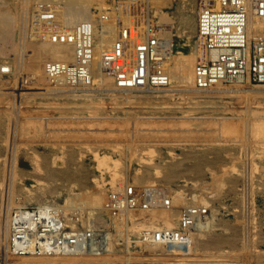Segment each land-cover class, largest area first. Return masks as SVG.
<instances>
[{
    "label": "rangeland",
    "instance_id": "374dc122",
    "mask_svg": "<svg viewBox=\"0 0 264 264\" xmlns=\"http://www.w3.org/2000/svg\"><path fill=\"white\" fill-rule=\"evenodd\" d=\"M140 3L136 8L132 0H87L93 20L66 26L59 20L65 7L50 4L46 11L33 0H0V21L5 16L9 22L0 24L14 28L0 27L6 46L0 49V264H264V79L253 70L264 32L244 37L233 51L239 68L210 87H198L195 72L203 52L180 13L188 11L197 23L198 0ZM212 6L208 0L203 8ZM110 11L132 16L122 34L128 45L129 25L135 34L143 32L133 39L137 50L163 45L153 51L162 53L150 60L147 86L124 93L115 71L96 70L112 75L102 84L87 64L102 46L95 32L100 20L111 19ZM62 32L73 35L68 57L55 52L52 37ZM181 55H196L187 77L174 65ZM166 66L168 75H160ZM157 71L162 81L155 80ZM21 211L27 214L15 221ZM117 222L133 229L117 236ZM168 229L178 241L166 237L164 248L182 247L187 235L200 245L192 254L145 251L143 242L153 240V231Z\"/></svg>",
    "mask_w": 264,
    "mask_h": 264
},
{
    "label": "bare ground",
    "instance_id": "6f19581e",
    "mask_svg": "<svg viewBox=\"0 0 264 264\" xmlns=\"http://www.w3.org/2000/svg\"><path fill=\"white\" fill-rule=\"evenodd\" d=\"M86 1L87 0H33V2L35 3V4H37L38 5V7H44L45 9H46V11H47V6L48 5H54V4H56V5H58L59 6V8L61 7H65L64 8V10L66 11V14H65V16L64 17H62V18H60L59 20L60 21H62L63 22V24L65 23L66 24V26L67 25H69V24H73V23H75V22H77V21H84V20H86V21H88L87 19H89V18H91L90 17V15L88 14V13H86L87 11H86ZM132 1H134V6L136 5V4H138V3H140L142 0H132ZM200 1V2H199ZM203 1V3L204 4H201V2ZM206 1H208V0H198V8L196 9L197 11V14H198V18H197V23H196V21L194 20V17L192 16H189V12L188 11H182V12H180V11H178V12H180L181 13V16H182V20H184L185 21V26L187 27V28H190L191 27V29H193V32H195V35L197 36V41H198V43L200 44V47H201V49H200V51H199V53H201V52H203V55L201 56V58H200V60L203 58V56H204V59H202V60H206V58H210V59H214V58H216V56L214 55V53H209L208 54V51L206 50V48H207V46H206V41H205V38L201 35V31H200V29H201V27H200V22L202 23V22H204L205 20H206V17H205V9L203 8L204 6H205V2ZM222 0H213V6L215 7L214 9L215 10H219V8L217 7L219 4H220V2H221ZM256 2H257V0H243V2L241 1V0H231V1H228V3H226L225 4V6L226 7H231V6H236L238 3H240V8H242L243 10H241V11H239L238 13H237V15H233V16H230L229 15V17H233V18H228V19H226V21L225 22H223L222 23V30L223 31H238V32H240V31H242L243 30V32L244 33H246L245 34V38L247 39V37H248V39H252L251 37H254V36H258V33H260V34H262V30H263V32H264V6L262 7V8H258L257 7V9H256ZM109 3H110V1L107 3V5H109ZM133 3V2H132ZM258 3H261L262 5H264V2H263V0L262 1H260V0H258ZM141 4V3H140ZM236 4V5H235ZM40 5V6H39ZM56 5H54V6H56ZM106 5V3L105 4H103V6H105ZM106 5V6H107ZM206 5H208V3L206 4ZM212 6V7H213ZM8 7V6H7ZM53 7V6H52ZM136 7V6H135ZM138 7V6H137ZM136 7V8H137ZM142 7V5L140 6V8ZM158 7V6H157ZM14 8H15V6H14ZM222 8V7H221ZM20 9V8H19ZM51 9V8H50ZM105 9H108V8H105ZM113 9V8H112ZM207 9V8H206ZM14 10V9H13ZM43 10V9H42ZM140 10V9H139ZM141 10H142V8H141ZM15 11H16V8H15ZM137 11V10H136ZM7 12V11H6ZM43 12H45V11H43ZM110 12H112V17H111V19L109 20V21H102V20H100V30H98V31H96L95 32V35L97 36V39L99 40V41H103V43H100L102 46H100V47H97V50L95 51V52H93L92 53V55L91 56H95V58L93 59V57L91 58L90 57V60L88 61V63L87 64H89V62L91 63V67H92V70H94V73H96L97 74V77H96V79L99 77L100 79H99V81H100V83L102 82V84H106L105 82H107L108 81V79L112 76H110V74H108L107 72L106 73H102V74H99L98 72H96V70H99L100 72H101V70H104V71H109L110 69H108L109 67L106 65V63H105V60H107V58H108V56H109V53H111L112 51H114L115 50V48H116V46H114L115 45V42H113V40L114 39H116V40H118V42H120L121 44H122V47H118V48H120V50H122V54H121V59L119 60V62H120V64H121V66H122V70H123V72H124V75H125V80H124V82H125V84L126 83H130V84H134V87L137 89V86L136 85H140V86H147L146 85V80L148 79H146V77H144V68L141 70L140 69V60H139V58H140V56L141 55H143V56H146V59H147V64H146V67H147V69H146V76H148V75H150L151 73H150V65H149V63H150V60H152L153 61V59H155V60H158V58H159V56L161 55V53L162 52H160V55L158 54L159 52H157V53H154L153 51H156L157 49L158 50H163V45H161V43H156V46L153 44V45H151L150 44V46H148L146 43V47H149V48H151V47H154V48H156V50H154L153 48L151 49V50H147L146 48H145V46L143 47V44H141V42H139V44L140 45H142V47L143 48H141V47H139L138 48V50H137V46H135L133 43L136 41V40H138V38L140 37V38H142V37H144L143 35H141L143 32H141V33H137V34H135L134 32H133V28L132 29H130L129 28V26H128V35L126 36L125 35V38H127L128 40H129V45L127 44V41L125 42L124 41V37L122 36V34L124 33V30L126 29L125 28V26L127 27V25L128 24H131L132 23V16H129V17H126V16H124V15H122V16H119V13L118 12H114V11H110ZM5 13V12H4ZM4 13L2 14V15H4ZM37 13V12H36ZM42 13V12H41ZM125 13H127V11L125 12ZM157 13V12H156ZM260 13H262V15H260ZM14 14H16L15 12H14ZM122 14V13H121ZM132 14V13H131ZM130 14V15H131ZM140 14V13H139ZM158 14V13H157ZM1 15V16H2ZM10 15V14H9ZM36 15V14H35ZM46 15V14H45ZM137 15V14H136ZM140 15H143V14H140ZM159 15V14H158ZM162 15V14H161ZM160 15V16H161ZM191 15H192V13H191ZM196 15V14H195ZM245 15V16H244ZM41 16V15H40ZM243 17V20L242 19H240V17ZM3 17V16H2ZM9 17V16H8ZM7 17V18H8ZM13 17V16H12ZM11 17V18H12ZM143 17V16H142ZM16 18V17H15ZM93 18V17H92ZM91 18V19H92ZM95 18V17H94ZM131 18V19H130ZM144 18V17H143ZM162 18L164 19V16L162 15ZM167 18V17H166ZM165 18V19H166ZM193 18V21H190L191 19ZM4 19H6L5 18V16H4ZM4 19L2 20V21H0V22H3L4 21ZM41 19V18H40ZM160 19V20H159ZM158 20L160 21V22H162L161 21V17L159 18ZM162 19V20H163ZM164 19V20H165ZM7 20V19H6ZM90 20V19H89ZM93 20V19H92ZM169 20V22H170V19L168 18L167 19V21ZM13 21V19L11 20V22ZM41 21V20H40ZM55 21V20H54ZM239 21V22H238ZM4 22H6V21H4ZM7 22H8V20H7ZM6 22V23H7ZM57 22H59V21H57ZM135 22V21H134ZM237 22V23H236ZM9 23V22H8ZM7 23V24H8ZM15 23V22H14ZM40 23H42V22H40ZM46 23V22H45ZM94 23H96L95 21H94ZM164 22H162V24H163ZM3 24V23H2ZM2 24H0V27H1V25ZM10 24H12V23H10ZM9 24V25H10ZM64 24V25H65ZM135 24V23H134ZM161 24V25H162ZM166 23H164V25H165ZM3 25H5V23L3 24ZM2 25V26H3ZM9 25H7V26H9ZM16 25V24H15ZM52 25V24H51ZM54 25H55V23H54ZM59 25V24H58ZM62 25V24H61ZM95 25V24H94ZM94 25H92V26H94ZM140 25V24H139ZM13 26V25H12ZM40 26V25H39ZM48 26V25H47ZM74 26V25H73ZM132 26V25H131ZM141 26H143V25H141ZM151 26V25H150ZM167 26H168V23H167ZM169 26H170V24H169ZM6 27V26H5ZM4 26H3V29L2 30H4V28H5ZM42 27V26H41ZM59 27H60V25H59ZM134 27H135V25H134ZM144 27V26H143ZM44 28V27H43ZM45 28H47L46 26H45ZM49 28V27H48ZM62 28V27H61ZM139 28H141V27H139ZM145 28V27H144ZM161 28V27H160ZM170 29V27H164V29H167V30H169ZM1 29V28H0ZM6 29V28H5ZM12 29H14V28H12ZM11 28L10 29H6V30H12ZM57 29V28H56ZM59 29V28H58ZM136 29H138L137 27H136ZM155 29H157V28H155ZM159 29V28H158ZM162 29V28H161ZM1 30V31H2ZM69 30V29H68ZM67 30V31H68ZM73 29H71V31H72ZM139 30V29H138ZM143 29H141V31H142ZM145 30V29H144ZM143 30V31H144ZM163 30V29H162ZM13 31V30H12ZM43 31H45L44 29H43ZM57 31V30H56ZM55 31V32H56ZM61 31H62V29H61ZM70 31V32H71ZM126 31H127V29H126ZM151 31V30H150ZM155 31V30H154ZM158 31V30H157ZM156 31V32H157ZM165 31V30H164ZM8 32H10V31H8ZM59 32V31H58ZM64 32H65V29H64ZM156 32H154V33H156ZM5 33V31H3V33L2 34H4ZM53 33V32H52ZM63 33V32H62ZM69 33V32H68ZM126 33V32H125ZM145 33V32H144ZM148 33V32H147ZM146 33V34H147ZM151 33V32H150ZM0 34H1V32H0ZM5 34H7V32L5 33ZM4 34V36H6ZM149 34V33H148ZM151 34H153V32L151 33ZM264 34V33H263ZM54 35V34H53ZM53 35H50V37L51 36H53ZM63 35L64 36H66L67 38L65 39L66 41H64V40H62V41H64V42H62L61 41V38H57V36H54V37H52L53 39H54V42H55V44L54 45H56V47H55V52L57 53V51L59 52L58 53V55H60V57L62 56V55H64L65 57L67 56L68 57V55L70 54V52L68 53L67 51L69 50L68 48L70 47V43L73 41L72 40V38H73V35L72 34H65V33H63ZM72 35V36H71ZM150 35V34H149ZM0 36H2V35H0ZM159 36V35H158ZM48 37V36H47ZM147 37V36H146ZM215 37H217L216 39H220V40H222V37L223 36H221V37H219V36H215ZM1 39H3V38H1L0 37V40ZM53 39H51V40H53ZM133 39L135 40V41H133ZM144 39V38H143ZM126 40V39H125ZM215 40V39H214ZM259 40V39H258ZM2 41V40H1ZM1 41H0V46H1V44L3 43H1ZM249 41V40H248ZM45 42H48V40L46 41L45 40ZM113 42V43H112ZM145 42H146V40H145ZM165 42V41H164ZM242 41H240V43H241ZM31 43V42H30ZM144 43V42H143ZM45 44V43H44ZM43 44V45H44ZM49 44V43H48ZM224 44H228L226 41H221V47L222 48H224L223 47V45ZM247 44V43H246ZM255 44H256V42H255ZM4 45V44H3ZM32 45V44H31ZM171 44H169L168 45V47L170 46ZM196 45V44H195ZM194 45V46H195ZM13 46V45H12ZM248 46V45H247ZM264 40H260V41H258V43H257V45L255 46V47H258L256 50L258 51V53H262L263 51H264ZM4 47V46H3ZM8 47H9V45H8ZM14 47V46H13ZM16 47V46H15ZM30 47V46H29ZM49 48H50V46H48ZM64 47H67V48H64ZM162 49H161V48ZM199 47V48H200ZM254 47V48H255ZM2 48V46L0 47V49ZM31 48V47H30ZM33 48H34V46H33ZM57 48V49H56ZM64 48V49H63ZM2 49H5L6 50V46L4 47V48H2ZM1 49V50H2ZM7 49H9L10 50V47L9 48H7ZM53 49H54V47H53ZM198 49V48H197ZM225 49V48H224ZM1 50H0V52H1ZM12 50V49H11ZM10 50V51H11ZM33 49H31V51H32ZM51 50H52V48H51ZM166 50V49H165ZM225 50H229V49H225ZM2 52H3V50H2ZM5 52V51H4ZM164 52V51H163ZM231 53V50H229L228 51V53ZM233 52V51H232ZM56 53H54L55 54V56H57L56 55ZM65 53H66V55H65ZM88 53V52H87ZM12 54H13V52H12ZM31 54V53H30ZM33 54V53H32ZM53 54V55H54ZM85 54V53H84ZM156 54V55H155ZM10 55H11V53H10ZM140 55V56H139ZM155 55V56H154ZM157 55H158V57H157ZM9 56V55H8ZM63 56V57H64ZM106 56V57H105ZM196 55H194V56H190V55H187V56H183V55H181L180 57H177V58H175V62H174V65H176V70H177V72H178V70H179V68L181 67L182 69H180V71H181V74H183L184 76H186V74L188 73L187 72V69L188 70H190V66L192 65V61L194 60V57H195ZM64 57V58H65ZM86 59V58H85ZM89 59V58H88ZM87 59V60H88ZM95 60V61H94ZM199 61V60H198ZM86 62V61H85ZM93 62V63H92ZM163 62V61H162ZM86 64V63H85ZM94 64H95V66H94ZM157 65H159V64H157ZM162 65H164V64H162ZM197 65H198V63H197ZM196 65V66H197ZM160 66H161V64H160ZM87 67L89 68V65H87ZM91 67L89 68V69H91ZM154 67V66H153ZM170 66H166L164 69H163V72L164 73H160V75H168V73H169V70H170V68H169ZM48 68H50V67H48ZM54 69H55V67H53ZM53 68H52V70H53ZM65 68V67H64ZM64 68H63V70H64ZM155 68V67H154ZM157 68V67H156ZM155 68V69H156ZM5 69V68H4ZM157 69H159V67L157 68ZM3 70V69H2ZM68 70H70V69H68ZM13 72H14V70H13ZM60 72V71H59ZM66 72H67V70H66ZM156 72V71H155ZM158 72V71H157ZM160 72H162V69H161V71ZM93 73V74H94ZM57 75H58V73H57ZM60 75H61V73H60ZM106 75V76H105ZM107 75L108 76H110L109 78H107ZM157 75V74H156ZM156 75H154V78H155V80L157 81V82H159L160 80L162 81V79H164V77L163 76H159V72H158V76H156ZM94 76H96V75H94ZM143 76V77H142ZM156 76V77H155ZM54 77H56V81H57V76H54ZM53 77V78H54ZM61 77L63 78V76L61 75ZM61 77H59V78H61ZM140 77H142V78H140ZM149 77V76H148ZM183 76H181V78H182ZM187 77V76H186ZM81 78V77H80ZM96 79H94L95 81H96ZM117 79V78H116ZM131 79H134V80H131ZM81 80H83L82 78L79 80V82H81ZM86 80V79H85ZM109 80H111V78L109 79ZM113 81V80H112ZM117 81V80H116ZM85 82V81H84ZM109 82V81H108ZM141 83V84H140ZM218 83H220V82H218ZM79 84H81V83H79ZM110 85V84H109ZM112 85V84H111ZM56 86H58V85H56ZM62 85H59L58 87H60V89L61 90H63L64 88H66V87H64V88H62L61 87ZM82 87L84 86V85H81ZM88 86H90V85H88ZM218 86V85H217ZM79 87H80V85H79ZM85 87V86H84ZM57 88V87H56ZM55 88V89H56ZM68 88V87H67ZM97 88V87H96ZM131 88V87H130ZM135 88H133V89H135ZM58 90H59V88H57ZM57 89H56V91H57ZM78 89V88H77ZM79 89H81V88H79ZM79 89H78V91H79ZM85 89V88H84ZM83 89V90H84ZM87 90H88V88H86ZM100 88H98V90H99ZM103 89H104V87H103ZM119 89V88H118ZM123 89V92H124V88H122ZM121 89V90H122ZM126 89V88H125ZM145 89H147V88H145ZM160 89V88H159ZM38 90H40V89H38ZM60 90V91H61ZM71 90V89H70ZM82 90V89H81ZM94 90V89H93ZM107 90V89H106ZM113 90V89H112ZM116 90V89H115ZM148 90V89H147ZM154 90V89H153ZM162 90V89H161ZM164 90V89H163ZM199 90V89H198ZM213 90V89H212ZM36 91V90H35ZM55 91V92H56ZM66 91V90H65ZM75 91V90H74ZM95 91V90H94ZM110 91V90H109ZM117 91V90H116ZM126 91H127V89H126ZM129 91V90H128ZM131 91V90H130ZM141 91V90H140ZM156 91H157V89H156ZM199 91H202V90H199ZM256 91V90H255ZM32 92H34V91H32ZM39 92V91H38ZM50 92V91H49ZM70 92V91H69ZM73 92V91H72ZM89 92V91H88ZM91 92V91H90ZM111 92V91H110ZM252 92V91H251ZM57 93V92H56ZM63 93V92H62ZM83 93H84V91H83ZM125 93V92H124ZM242 93V92H241ZM255 92H253V94H254ZM58 94V93H57ZM33 95V94H32ZM62 95H64V93L62 94ZM114 95V94H113ZM128 95V94H127ZM131 95V94H130ZM74 96V95H73ZM76 96V95H75ZM124 96V95H123ZM134 96V95H133ZM65 97H66V95H65ZM82 97V96H81ZM126 97V96H125ZM76 98V97H75ZM85 98V97H84ZM123 98V97H122ZM127 98V97H126ZM114 174H116L115 172H114ZM113 174V175H114ZM117 175V174H116ZM115 175V176H116ZM114 176V177H115ZM117 177V176H116ZM100 178H102L101 176H100ZM110 179H113V178H110ZM124 180V179H123ZM126 183V182H125ZM109 184H111L112 185V183H110L109 182ZM110 185V186H111ZM115 187V186H114ZM116 189V188H115ZM111 191H113V190H111ZM113 192H115V191H113ZM112 192V193H113ZM118 192V194L119 193H123V191H117ZM125 192V191H124ZM165 192V191H164ZM102 193V192H101ZM103 193H104V191H103ZM102 193V194H103ZM116 193V192H115ZM126 193V192H125ZM125 193H123V194H125ZM156 193V192H155ZM117 194V193H116ZM117 194V195H118ZM101 195V194H100ZM107 195V194H106ZM102 197V196H101ZM100 197V198H101ZM116 197V196H115ZM104 198V197H103ZM110 198V197H109ZM108 198V199H109ZM111 199V198H110ZM114 199V198H113ZM118 199H120V196H119V198ZM146 199H149V198H147L146 197ZM151 200V199H150ZM147 202H149V201H147ZM147 202H145V203H147ZM148 204V206H149V203H147ZM152 204V203H151ZM10 205V204H9ZM96 206V205H95ZM97 207V206H96ZM9 208V207H8ZM170 208H172V207H170ZM47 210H49V208H46ZM43 210H45L44 208H43ZM47 210H45V211H47ZM51 210V209H50ZM53 210V209H52ZM117 210V209H116ZM120 210V212H122L121 210L122 209H119ZM9 211V210H8ZM127 212L129 211V210H126ZM125 211V215H126V212ZM116 212V211H115ZM119 212V213H120ZM130 212V211H129ZM39 213V212H38ZM72 213V212H71ZM118 213V212H117ZM119 213L117 214L118 216H119ZM167 213H168V211H167ZM189 214H190V211L188 212ZM187 213V215H189ZM24 214H27V213H24V212H20V214H18L17 215V218L15 219V221L18 219V217H20L21 215H24ZM131 214V213H130ZM129 214V215H130ZM170 214V213H169ZM40 215V214H39ZM124 215V214H123ZM128 215V216H129ZM135 215H137V214H135ZM181 215V214H180ZM179 215V216H180ZM120 216H121V214H120ZM119 216V217H120ZM170 216V215H169ZM6 217V216H5ZM108 217V216H107ZM115 218L117 217V216H114ZM123 217V216H122ZM131 217V216H130ZM129 217V218H130ZM189 217H190V215H189ZM199 217V216H198ZM197 217V218H198ZM7 218V217H6ZM5 218V219H6ZM135 218V217H134ZM140 218H142V217H140ZM180 219H183V218H181V216L179 217ZM118 219H120V218H118ZM171 218L170 217H166V221L168 222V220H170ZM177 219V218H176ZM192 219V218H191ZM123 220H124V218H123ZM132 220V219H131ZM130 220V221H131ZM194 220V219H193ZM121 221H122V219H121ZM125 221V220H124ZM148 222H149V220H147ZM147 221H146V223H147ZM182 221H184V219L182 220ZM192 221V220H191ZM195 221V220H194ZM5 222H6V220H5ZM111 222V221H110ZM132 222V221H131ZM133 222H134V219H133ZM151 222V221H150ZM186 222V221H185ZM205 222V221H204ZM114 223H116V222H114ZM125 223V222H124ZM123 223V224H124ZM135 223V222H134ZM134 223H132V225H135ZM142 223V222H141ZM145 223V224H146ZM154 223V222H153ZM183 223V222H182ZM193 223V222H192ZM196 223V222H195ZM199 223V222H198ZM6 224V223H5ZM12 224V223H11ZM184 224V223H183ZM197 224V223H196ZM99 225V224H98ZM193 225V224H192ZM201 226V223H199L198 224V226ZM202 225L203 226H201V227H204V225H205V223H202ZM144 226V225H143ZM186 226V225H185ZM115 227V231H116V235L117 236H121V237H123L122 236V234H125L124 232H123V229H124V231H126L129 227H127V229H125L126 227H125V225H124V227L125 228H123L122 229V224H121V222H117V224L114 226ZM186 227H188V226H186ZM190 227V226H189ZM188 227V228H189ZM206 228L208 227L207 225L205 226ZM135 228H138V227H135ZM139 228H142V226H140ZM149 229H147V230H149L150 232H151V229L150 228H152V227H148ZM153 228H159V227H153ZM130 229H133V227L131 228V225H130V228H129V230ZM202 229V228H201ZM139 230L140 229H137V231L139 232ZM169 231H170V229H168ZM186 230H188V229H186ZM207 230H208V228H207ZM197 231H199V230H197ZM203 231V230H202ZM143 232V231H142ZM153 233V235H154V238H153V240H151V241H148V242H146V240L143 242V248H145L146 250L145 251H147V252H150V253H155L156 255H158V254H162V253H166V254H168V253H170L171 254V251L174 253L175 251H179V253H181V254H186V253H188V254H192V252H194V249L196 248L195 247V245L196 246H199L200 245V242H193L191 239H190V237L187 235V237H185L184 238V235H183V238H184V241H183V239H182V242H181V240H180V244H183V246L181 247V246H176V247H173L174 249H172V248H170L171 246H170V244H169V248L167 249V248H164V246H163V242H161L162 240H160V238H156V234L157 233H159V230H156V231H153L152 232ZM173 234V233H172ZM126 235V234H125ZM124 235V236H125ZM92 236V235H91ZM127 237V236H126ZM7 238V237H6ZM80 238V237H79ZM128 238V237H127ZM16 239V238H15ZM15 241V240H14ZM76 242V241H75ZM174 242V241H173ZM98 243V242H97ZM109 243V242H108ZM15 244H17V243H15ZM178 244V243H177ZM199 244V245H198ZM174 245V244H173ZM21 247H22V245H20L18 248H16V249H21ZM103 248L105 247V245H103L102 246ZM107 247H111V246H107ZM168 247V246H167ZM7 248V247H6ZM80 248V247H79ZM9 249V248H8ZM96 249V248H95ZM104 249H106V248H104ZM108 249V248H107ZM167 249V250H166ZM88 250V249H87ZM8 251V250H7ZM46 251V250H45ZM70 251V250H69ZM75 251H77L76 249H75ZM79 251H80V249H79ZM144 251V250H143ZM28 252V251H27ZM31 252V251H30ZM33 252V251H32ZM72 252L74 253V251L72 250ZM146 252V253H147ZM10 253V252H9ZM12 253H14V252H12ZM42 253V252H41ZM44 253V252H43ZM48 253V252H47ZM81 253V252H80ZM149 253V254H150ZM177 253V252H176ZM196 254H197V252H195ZM8 254V253H7ZM11 254V253H10ZM56 254V253H55ZM62 254V253H61ZM14 255V254H13ZM40 255H42V254H40ZM57 256H58V254H56ZM76 255V254H75ZM84 255V254H83ZM86 255V254H85ZM30 256V255H29ZM37 256V258L39 257L38 255H36ZM44 256H45V254H44ZM52 256H55L54 255V253L52 254ZM56 256V257H57ZM60 256V255H59ZM74 256V255H73ZM79 256H80V254H79ZM79 256H76V257H79ZM12 257V255L10 256V258ZM24 257V256H23ZM26 257V256H25ZM33 257V256H32ZM46 257H48L47 255H46ZM83 257V256H82ZM13 258V257H12ZM29 258V257H28ZM27 258V259H28ZM41 257H39V259H40ZM43 258V257H42ZM41 258V259H42ZM45 258V257H44ZM49 258V257H48ZM52 258V257H51ZM29 259H32V258H29ZM36 259V258H35ZM40 259V260H41ZM38 260V259H37ZM14 261H15V259H14ZM13 261V262H14ZM32 260H30V262H31ZM35 261V260H34ZM39 261V260H38ZM33 263V262H32ZM7 264V263H6ZM37 264V263H36Z\"/></svg>",
    "mask_w": 264,
    "mask_h": 264
},
{
    "label": "built area",
    "instance_id": "2783aa9c",
    "mask_svg": "<svg viewBox=\"0 0 264 264\" xmlns=\"http://www.w3.org/2000/svg\"><path fill=\"white\" fill-rule=\"evenodd\" d=\"M117 1H120V4L122 2L126 3V0H117ZM241 1L243 2V0ZM226 2L227 1H223L222 3L219 4L220 5L219 10H215L214 9L215 7L213 9L209 7L208 9L204 8L205 9L204 14H205L206 20L202 23L200 22V27H201L200 33L205 38L206 46H207L206 50L208 51V54L212 52L214 53L216 58L209 59V60H202L204 59L203 57L199 61L198 65L196 66V72H195L196 83L198 87H205V88L210 87L212 84H214L218 80L223 79L224 77L229 75V73H233V71L236 70V68L240 67V64H237L236 56L233 54L232 51H235V49H239V47L242 46L240 44V41L243 40L246 33H244L243 30L240 32L223 31L222 23L225 22L226 19L228 18H233V17H229V15L230 16L237 15V13L243 9L239 7L240 3H238L236 6L226 7L225 6ZM263 6L264 5H262L261 3H258V0H257L256 9L257 7L262 8ZM260 15H262V13H260ZM240 19L243 20V17L241 16ZM48 21H52V20H48ZM65 34H68V33H65ZM55 36H57V38H61V41L62 40L66 41L65 39L67 38L66 36L63 35V33L62 34L56 33ZM215 36H219V37L223 36V37H222V40H220L219 38L216 39L217 37ZM221 41H226L228 43V44H224L223 47L225 49L231 50V53L228 54L229 50H225L224 48L221 47ZM121 54H122V50L116 47L114 51L109 53V56L107 60H105V63L109 67L110 71H113V72L115 71L114 74L116 75L117 84L119 87H123L124 89L129 88V87H134V84L133 85L130 84L131 82L126 83V84L124 82L125 75L122 70V66L119 62V60L121 59ZM139 60H140V66H141L140 69L142 70L144 68V72H143L144 77H146L147 79L146 56L141 55ZM253 70L255 74L258 76V78L261 77L262 79H264V51L254 56ZM131 80H134V79H131ZM166 237H172L174 241H178L177 235L173 236V234L170 231L165 230V231H161L160 233L156 234V238H161L162 241Z\"/></svg>",
    "mask_w": 264,
    "mask_h": 264
}]
</instances>
